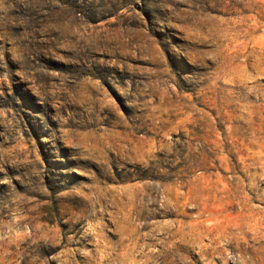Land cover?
I'll return each instance as SVG.
<instances>
[{"label": "rangeland", "instance_id": "rangeland-1", "mask_svg": "<svg viewBox=\"0 0 264 264\" xmlns=\"http://www.w3.org/2000/svg\"><path fill=\"white\" fill-rule=\"evenodd\" d=\"M0 264H264V0H0Z\"/></svg>", "mask_w": 264, "mask_h": 264}]
</instances>
